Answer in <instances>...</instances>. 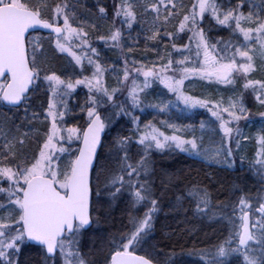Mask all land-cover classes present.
I'll list each match as a JSON object with an SVG mask.
<instances>
[{
	"label": "snow or ice",
	"instance_id": "1",
	"mask_svg": "<svg viewBox=\"0 0 264 264\" xmlns=\"http://www.w3.org/2000/svg\"><path fill=\"white\" fill-rule=\"evenodd\" d=\"M245 2L246 0H238L234 6L224 8L216 0H195L191 9L186 10L179 21L178 31L191 33L188 44L182 47H177L174 33H162L161 27L177 14L174 10L178 7L183 9L184 5L178 6L175 0H150L143 4L144 13L153 15L151 34L144 39L159 43L167 37L171 41V48L182 58L174 61L170 52L167 57L157 53L160 60L167 58V63L158 67L155 63L152 66L140 64L136 67L138 61L133 60L131 69L128 66L129 61L124 60L123 78L118 80L121 87L129 80L132 72L144 78L142 85L133 79L132 86L128 89L126 99L132 109L144 111L141 94L151 87L153 81H158L186 109L208 108L212 116L220 122L222 140L231 141L234 131L236 135H240L238 127L233 129L229 125L233 121L238 124L241 119H248V110L242 104L238 109L235 103H230L227 108H221L219 104L208 107L209 101L186 95L183 88L185 80L191 77L232 83L233 73L243 72L247 76L256 70V55L264 63V0H260L259 4L249 3L247 16L241 11ZM136 8L134 0H120L114 5V20L120 19L121 24L131 30L137 21ZM206 14L217 25L230 29L232 33L238 32L245 42L254 41V51L248 48L247 43L235 46L231 40L211 43L206 30L201 26ZM98 15L104 19L107 9L99 7ZM73 16L67 0H59L54 5L47 3V0H0V104L15 109L24 106V120L32 125L39 120L40 113L32 111L29 116L28 102L31 94L43 88L48 93L47 107L43 115L50 122L44 132L43 141L29 156L25 149L33 129L30 127L22 130V125L15 124L6 116L0 120V138L4 141L0 144V195L4 197L0 200V264H22L20 257L22 249L26 247L40 250L41 264H48V261L56 264L57 257L61 264H88L80 255L79 237L94 222L99 223V216L94 218L92 214L97 211L93 194L100 195V183L103 181L105 191L115 199L126 183L132 186L133 177L138 185L132 193L134 201L137 204L146 202L149 205L148 210L142 218L132 219L130 231L123 233L118 240H111L103 264H159L145 255L136 254L137 248L145 243L152 232L154 216L159 210L158 200L148 180L151 151L174 147L191 156L200 157L208 164L223 163L231 167L234 163L230 162L232 150L222 144L221 149L202 154L195 135L191 139L166 135L152 122L146 123L141 130L140 117L134 111H129L125 103L118 104L114 100L121 88L109 90L103 85L105 69L98 60L93 59V56L99 55L97 49L89 44L88 32L84 27L72 26ZM241 21H246L251 26L242 27ZM40 29L49 30L50 36L54 34L55 50L71 55L81 71L83 61L87 59L93 69L92 75L77 78L57 74L51 68H42L40 57L44 55L43 44L35 42L42 41V38L31 36L32 32ZM73 39L79 41L76 46L81 49V54H77L69 46L68 42ZM99 39L119 47L123 39L122 28H114L107 36H100ZM193 43L195 60H191ZM127 51L131 53L133 49L128 47ZM89 52L92 55H88ZM185 52L189 55H185ZM237 56L243 62H238ZM174 63L182 67L175 69ZM169 71H179V78L167 75ZM81 85L88 90L85 104L80 106V111L86 113V119L83 123L63 127L65 118L72 111L68 101ZM256 85L264 89V81L260 80H248L244 87H252L255 91ZM256 99L264 107V95H258ZM146 107L157 113H164L171 110L173 102L159 99ZM224 112H227L229 119H224ZM121 116L128 117L135 126L134 131L139 134L136 142L142 149V155L136 164L127 163V146L131 137L118 134L113 141L114 148H109L110 152L115 150L120 172L123 173L116 175L104 162L103 149L112 125ZM260 116L264 118V112ZM167 126L176 130V125ZM73 141L79 143L74 151L64 147L65 142L71 144ZM258 142L264 149V135L259 137ZM64 154H67V159H64ZM258 155L264 156V153ZM256 163L260 165L258 174L264 180V159L257 160ZM185 199L194 205L186 209L194 217L211 221L217 216V212L213 211L212 194L207 187H200L198 181L193 182L192 187L187 189L186 197H177V204L181 205ZM238 205L241 215L238 230L234 233V237L238 239L236 247H232L233 239L230 238L214 246L213 250L202 251L201 264H228V257L233 254L242 256L243 264H264V219L250 222L249 211L252 206L247 198H240ZM226 207L223 202L219 203L221 212ZM236 210V206H233V214ZM256 211L264 217V203H260ZM252 228L257 231L253 232ZM250 242H255L258 249L253 248Z\"/></svg>",
	"mask_w": 264,
	"mask_h": 264
},
{
	"label": "rangeland",
	"instance_id": "2",
	"mask_svg": "<svg viewBox=\"0 0 264 264\" xmlns=\"http://www.w3.org/2000/svg\"><path fill=\"white\" fill-rule=\"evenodd\" d=\"M119 2L120 0H111L110 4L112 8V16L110 19L106 17L101 19L97 14L92 16L89 14L88 10L84 12L82 6L70 8V11L74 13V16L71 17L72 26L84 27L88 32L89 44L91 47L97 49L99 55L93 56V59L98 60V62L105 69L102 79L103 85L109 90L112 88H121V91L118 92L114 97L115 102L118 104L125 103V106L129 111H134V114L140 117L139 127L141 130L144 129V125L146 123L152 122L166 135H177L183 137L184 139H191L192 136L195 135L202 154L205 152H215L216 150L221 149L223 144L225 148H231L232 156L230 158V162L234 161L232 166L229 167L227 164L223 163L208 164L200 157L191 156L188 153L181 152L179 149H175L174 147L171 149H165L163 151L152 150L149 156L151 163L148 180L151 182L153 193L155 194L156 192L158 197L159 194H161V188H163L166 183H169V179H167V172H165L163 170L164 168L160 166L177 165V163H180L178 156L185 157L189 160H195L208 166H217L228 170H233L235 167L241 168L244 165H248V167L253 168L252 174L255 181L258 183V194L255 197L248 199V202L252 206L251 210L249 211L250 222L255 223L256 221L264 219V217H262L261 214L256 211V209L259 207V204L264 203V180H262L261 176L258 174L260 165L256 163L257 160L264 159V156L258 155L260 153H264V149L261 148V145L258 142L259 137L264 135V118H261L260 116V113L264 112V107H262L256 99L258 95H264V89H260L259 85L255 86V91H253L252 87H244L248 80L264 81V63H262L259 56L256 55L254 63L256 70L249 73L247 76H245L243 72L233 73L232 83H218L215 80H202L198 77H191L184 82V93L200 100L209 101L208 107H212L214 104H219L221 108H227L229 107L230 103H235L237 105V109L242 104V106L248 110L247 120L241 119L238 124L233 121L229 125L230 127H233V129L238 127L240 130V135H236L235 131L233 132L231 141L226 139L222 140L223 132L219 127L220 122L216 119V117L212 116L208 108L196 107L186 109L183 103L177 102L176 96L168 92V90L164 88V86L158 81H153L151 87L141 94L142 99L144 100V104L142 105V107H144V111L141 112L139 109L133 110L130 103H128L126 99L128 96V89L132 86L133 79L136 80L137 84L142 85L144 78L142 75L137 76L135 72H132L129 80L124 82V85L121 87V84L118 82V80H122L123 78L124 60L127 59L129 61L128 66L131 69V62L133 60L138 61L136 67H139L140 64L152 66L153 63H155L158 67L162 63H167V58L160 60L157 53L167 57V53L170 52L174 61L179 60L182 57L179 53L175 52L171 48V41H169L167 37H165L159 43H155L150 40L146 41L144 39L146 35L151 34L150 29L153 24V15L150 13L145 14L142 6L143 4L150 2V0H134L135 4L137 5V21L131 30H129L125 25H122L120 19L114 20V5L118 4ZM175 2L178 6L183 4L184 8L180 9L178 7L176 10H174L177 12V14L173 15L167 23L163 24L161 27V32L163 33L168 31L174 33L177 47H182L183 45L188 44V37L191 35V33L187 31L183 33L179 32V21L182 19L184 12L191 9V6L195 0H175ZM216 2L222 5L224 8H228L237 4L238 0H216ZM249 3L259 4L260 0H246L244 8L241 9L245 16H247L249 11ZM256 10L258 11V9ZM81 14H83V16ZM206 16L208 15L206 14ZM208 18L211 17L208 16ZM213 22L215 21L213 20ZM92 25H95L96 27H92ZM241 26L249 27L251 25H249L246 21H241ZM220 27L221 31L224 32L229 38L231 36L236 38V42L234 44L235 46L247 43L248 48L253 49L254 51V41L245 42L243 40V36L238 32L232 33L230 29L223 26ZM114 28H122L123 31V39L119 47H114L111 43L106 44L103 40L99 39L100 36H107L110 30ZM31 36L42 38V41H35L37 43L42 42L43 44L44 55L40 57V66L42 68H51L55 70L57 74L71 75L77 78H82L83 76L90 77L92 75L93 69L92 66L88 64L87 59L83 61V71H81V67L75 64L71 55H69L67 52L61 53L55 50V37L41 33H34L31 34ZM78 43L79 41L75 39L68 42L73 51L77 52V54H81V49L76 46ZM165 45H167V49H165ZM50 46L54 50V54H50L51 56H48L47 48ZM128 47L133 49L131 53L127 51ZM153 49H155V51ZM192 49L193 52L191 54V60H195V43L192 44ZM232 50L234 51V48ZM184 54L189 55L188 52H185ZM230 54L231 53H229V55ZM250 54H253V52H250ZM88 55L92 54L89 52ZM200 58H203L202 53ZM236 59L238 62H243L239 56H237ZM58 60L59 62H57ZM180 67L182 66L175 63L173 64V68L175 69H179ZM167 75H175L176 78H179L180 72L169 71ZM87 95L88 90L86 87L83 85L77 87L75 93H73L72 97L68 101L69 108L72 111L65 118L66 123L62 125L63 127L73 126L84 122V119H86V113L80 111V106L85 104ZM159 99L172 101L173 107L171 110L164 113H157L152 108L146 107L148 104L156 103ZM47 101L48 93L43 88L31 94V100L28 102V115L31 116L32 111L40 113L39 120L35 121L32 125H29V123L24 120V106H21L19 109H14L13 112L0 110V120H3L6 116L11 121H14L15 124L22 125V130H28L30 127L33 129L32 135L28 140L25 149L29 156L37 150L38 145L44 139V132L50 126V122L46 121L43 115L44 109L47 107ZM101 111L103 112L104 110L102 109ZM223 117L226 120L229 119L227 112L223 113ZM123 120L129 121L131 124V121L128 117L121 116L112 125L111 130L107 135L108 138L105 139V148L103 149V160L110 167L111 172L116 175H122L121 172L119 174L120 165L117 160V154L115 150L110 152L109 148H114L113 141L118 134L120 136L131 137V141L127 146L129 156L127 163L136 164L138 162L136 159H140L142 155V149L136 142L138 140L139 134L134 131L135 126L132 124L125 125L126 123ZM168 124L176 125V130L168 127ZM237 141L239 142L238 145ZM3 142V138H0V144H3ZM78 146L79 143L76 141H73L71 144H68L67 142L64 144V147L70 148L73 151ZM108 154L110 156H108ZM120 155H123V153H120ZM67 158V154H64V159ZM221 159H223V157H221ZM156 167H158L157 170ZM134 183L135 178L133 177L132 186H129L126 183L119 194H124V200L125 202L131 203V208L134 210H142L141 205L135 203L132 195L135 188L138 187V185H134ZM100 190H104L103 181L102 184H100ZM100 195L98 196L99 198L104 197L103 195ZM108 196L110 195L108 194ZM109 198L113 199L112 197ZM3 199V195H0V200ZM103 201L105 202L100 204L101 208L105 206L108 209L114 208V211L117 210L115 205L109 204L106 200ZM240 215L241 213L238 207L237 214L234 218H232V221L230 220L228 223L229 230L226 240L230 238L233 239L232 247H236L238 243V239L234 237V233L238 230ZM251 230L253 232L257 231L256 228H252ZM250 244L253 248L258 249L259 247L255 244V242H250ZM143 250L145 253H149L148 248H143ZM209 250H213V248ZM230 260H234L236 264H243V257L238 254H233L228 257V264ZM48 264H53V262L48 261ZM56 264H61L59 257H57Z\"/></svg>",
	"mask_w": 264,
	"mask_h": 264
},
{
	"label": "trees",
	"instance_id": "3",
	"mask_svg": "<svg viewBox=\"0 0 264 264\" xmlns=\"http://www.w3.org/2000/svg\"><path fill=\"white\" fill-rule=\"evenodd\" d=\"M47 1L50 5L59 2V0ZM67 2L70 8L82 6L84 12L88 10L92 16L98 15V8L103 6L107 9L106 18L110 19L112 16L111 0H67ZM81 15L83 16V14ZM201 26L206 30V35L211 43H216L218 40H231L234 45L236 42V38L233 36L229 38L221 31V27L208 16ZM47 50L48 56L54 54L51 46ZM0 110L14 111V109L5 108L1 104ZM123 121L126 123H124L125 125H131L129 121ZM108 156L110 155L108 154ZM178 157L180 163L177 165L160 166L167 172L169 183L161 188V194L158 197L156 192L154 194L159 203V210L154 216V227L145 243L137 248L136 253L145 255L153 259L154 262L158 261L159 264H201L200 253L211 248L214 249V246L226 240L229 230L228 223L238 212L239 199L255 197L258 194V183L253 177V168L248 165L228 170L200 164L198 161L185 157ZM125 178L127 179V176ZM197 181L200 187H207L212 194L213 211L217 212V216L211 221L198 217L193 218L192 212L186 211L194 206L189 204L188 200H183L181 205L177 204V197H186L187 189ZM134 185L136 184L134 183ZM4 186L7 187L6 184ZM100 194L104 197L99 198L95 193L92 197L97 208V211L92 214L94 218L99 216V223L94 222L91 228L79 237L80 255L88 264H103L106 249L111 240L114 238L118 240L123 233L130 231L132 219L142 218L149 207L145 202L140 204L142 210H134L131 208L130 202H125L124 194H117L115 199H110L111 196H108L105 189L100 190ZM103 200L115 205L117 210L114 211V208L108 209L105 206L101 208L100 204L105 202ZM220 202L227 205L223 212L219 208ZM233 206L237 208L234 214ZM143 248H148L149 253H145ZM20 259L22 264H41L40 250L34 247L23 248ZM229 264H236V262L230 260Z\"/></svg>",
	"mask_w": 264,
	"mask_h": 264
},
{
	"label": "water",
	"instance_id": "4",
	"mask_svg": "<svg viewBox=\"0 0 264 264\" xmlns=\"http://www.w3.org/2000/svg\"><path fill=\"white\" fill-rule=\"evenodd\" d=\"M48 32H49V30H43V29H40V30H37V31H34V32H32V33H41V34H45V35H49L48 34ZM31 33V34H32ZM52 36H54V34L52 35ZM55 37V36H54ZM4 107H6V108H9L8 106H6V105H4V104H2ZM11 109H15V108H11ZM90 229V228H89ZM88 229V230H89ZM139 255V254H138Z\"/></svg>",
	"mask_w": 264,
	"mask_h": 264
},
{
	"label": "bare ground",
	"instance_id": "5",
	"mask_svg": "<svg viewBox=\"0 0 264 264\" xmlns=\"http://www.w3.org/2000/svg\"><path fill=\"white\" fill-rule=\"evenodd\" d=\"M2 105V104H1ZM3 106V105H2ZM4 107V106H3ZM200 163V162H199ZM200 164H203V163H200ZM193 218H194V216H193Z\"/></svg>",
	"mask_w": 264,
	"mask_h": 264
}]
</instances>
